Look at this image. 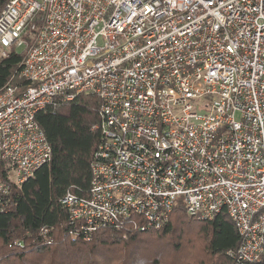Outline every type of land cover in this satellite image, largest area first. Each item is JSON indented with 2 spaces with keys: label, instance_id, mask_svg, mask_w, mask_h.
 <instances>
[{
  "label": "built area",
  "instance_id": "built-area-1",
  "mask_svg": "<svg viewBox=\"0 0 264 264\" xmlns=\"http://www.w3.org/2000/svg\"><path fill=\"white\" fill-rule=\"evenodd\" d=\"M12 50L28 84L0 90V213L51 158L36 114L93 93L101 142L89 195L61 199L71 234L159 228L179 201L228 216L239 264L264 259V0H8Z\"/></svg>",
  "mask_w": 264,
  "mask_h": 264
},
{
  "label": "trees",
  "instance_id": "trees-1",
  "mask_svg": "<svg viewBox=\"0 0 264 264\" xmlns=\"http://www.w3.org/2000/svg\"><path fill=\"white\" fill-rule=\"evenodd\" d=\"M7 1L0 0V11ZM22 59L15 50L0 58V90L8 83L27 86L18 77ZM99 105L97 95L80 93L36 114L51 158L10 190L0 213V264H239L240 236L228 216L198 220L179 201L159 228L140 231L133 217L94 231L88 240L70 233L74 225L61 199L89 195L91 163L101 142L92 128Z\"/></svg>",
  "mask_w": 264,
  "mask_h": 264
}]
</instances>
